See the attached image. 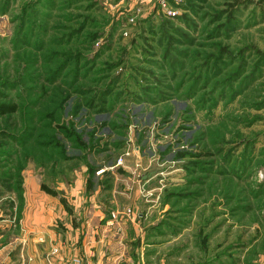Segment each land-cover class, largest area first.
<instances>
[{
    "label": "rangeland",
    "instance_id": "obj_1",
    "mask_svg": "<svg viewBox=\"0 0 264 264\" xmlns=\"http://www.w3.org/2000/svg\"><path fill=\"white\" fill-rule=\"evenodd\" d=\"M166 1L0 0V194L87 167L101 257L264 264V0Z\"/></svg>",
    "mask_w": 264,
    "mask_h": 264
},
{
    "label": "crops",
    "instance_id": "obj_2",
    "mask_svg": "<svg viewBox=\"0 0 264 264\" xmlns=\"http://www.w3.org/2000/svg\"><path fill=\"white\" fill-rule=\"evenodd\" d=\"M77 175L73 185L64 192L60 185L47 188L38 180L27 179L19 192L0 194V264H65L79 256L86 264H115L114 254L101 257L98 250L104 247L115 251L116 242L106 238L103 241L104 234L97 239L86 236L79 240L78 228L74 226L75 212L79 216L87 214L80 204L88 203L91 209L87 210V215L92 210L96 232L108 231L110 221L105 217L106 210L101 209L108 191L101 186L109 174L97 177L95 171L88 172L85 167ZM55 249H59L56 255L53 254Z\"/></svg>",
    "mask_w": 264,
    "mask_h": 264
},
{
    "label": "built area",
    "instance_id": "obj_3",
    "mask_svg": "<svg viewBox=\"0 0 264 264\" xmlns=\"http://www.w3.org/2000/svg\"><path fill=\"white\" fill-rule=\"evenodd\" d=\"M167 1L166 0H163V2H162V6L163 7H166V9H167V3H166ZM170 13H173V12H170ZM121 163V162H120ZM119 163V164H120ZM101 173V172H100ZM53 253L54 254H58L59 253V250L58 249H55L54 251H53ZM31 260V259H30ZM65 264H86L85 263V261L82 259V258H80V257H73L71 260H69L67 263H65Z\"/></svg>",
    "mask_w": 264,
    "mask_h": 264
}]
</instances>
